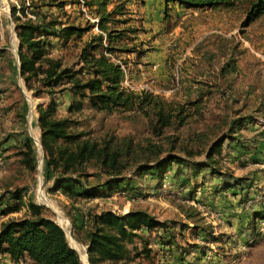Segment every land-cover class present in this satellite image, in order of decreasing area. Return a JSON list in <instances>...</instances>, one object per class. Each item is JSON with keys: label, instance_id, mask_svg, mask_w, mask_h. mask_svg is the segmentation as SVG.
I'll list each match as a JSON object with an SVG mask.
<instances>
[{"label": "rangeland", "instance_id": "374dc122", "mask_svg": "<svg viewBox=\"0 0 264 264\" xmlns=\"http://www.w3.org/2000/svg\"><path fill=\"white\" fill-rule=\"evenodd\" d=\"M106 2L108 9L120 10L116 26L126 28L117 41L125 49L113 57L129 69L126 86L184 103L187 116L182 124L174 119L157 132L137 111L96 110L84 101L79 105L65 79L52 87L34 81L40 91L28 89L19 74L12 4L24 9L17 16L52 23L49 32L71 23L89 28L81 38L72 35L65 40L55 32L41 36L47 56L73 70L80 66L83 42L100 33L82 9L96 15L95 7L84 0H0V142L15 140L8 147L14 155L9 171L0 174V193L22 188L19 193L25 202L11 200L17 209L9 211L8 218L28 215L29 199L57 223L58 211L69 242L82 264H88L85 245L72 235L71 205L115 212L141 208L173 223L165 229H142V238L129 244L132 260L124 264H264V14L243 25L249 0L213 7H185L164 0ZM50 96L57 100L54 116L68 117L70 131H84L83 138L99 143L110 139L123 150L130 144L128 153L123 151L119 158L126 165L110 191L102 186L106 190L101 196L68 198L48 190L52 181L45 180L43 161L39 174L37 147L34 169L18 161L14 150L23 145L25 135L39 139L37 106H46ZM219 137L222 142L212 154L214 167L193 168L192 161L205 160L209 145ZM170 153L186 156L188 163L156 166L157 157ZM96 169L92 161L86 164L88 172ZM108 177L99 172L88 180L102 182ZM76 216L80 222L77 212ZM182 222L189 225L183 227ZM144 243L151 248L148 253L140 252ZM0 264H30V260L16 263L0 251Z\"/></svg>", "mask_w": 264, "mask_h": 264}, {"label": "trees", "instance_id": "16d2710c", "mask_svg": "<svg viewBox=\"0 0 264 264\" xmlns=\"http://www.w3.org/2000/svg\"><path fill=\"white\" fill-rule=\"evenodd\" d=\"M165 3L176 2L185 7H213L231 0H164ZM86 5L95 7L99 18L97 26L100 33L87 38L79 51L80 66L62 65L57 58L47 56V47L41 36L50 32L47 27L52 23H38L29 16H17L16 12L24 11L21 6H11V15L15 21L18 38L17 54L19 58V74L28 89L35 88L33 82L41 83L42 87H52L63 79L70 81V88L77 97L79 105L84 101L89 108L107 112L137 111L147 117L153 124V129L160 132L164 127L173 123L184 122L187 113L186 106L181 102H173L163 96L147 90H134L122 83L123 69L113 57L116 51L124 50L117 41L124 37L126 28H118L116 22L121 20L116 14L119 9L107 8L106 0H84ZM264 14V0H249L242 24H248ZM22 19H19V18ZM110 23H113L112 25ZM89 28L77 24H66L55 35L65 40L72 35L82 37ZM104 39V42H103ZM132 50V49H131ZM87 71V75L83 74ZM72 79V80H71ZM52 90H48L51 92ZM194 103V102H190ZM57 100L50 96L46 106L38 105L37 125L39 140L43 151V173L45 180H51L48 187L51 192L59 191L68 198H95L110 191L117 185L118 174L124 167L120 162L122 152L128 153L129 143L124 150L110 139L99 143L82 136L84 131H70L68 117H55L54 111ZM72 107V106H71ZM222 138V137H221ZM221 138L214 139L209 145L205 160L192 161L193 168L212 165L214 149L222 142ZM128 142V141H127ZM20 155L18 161L26 169L36 167V150L32 136L25 135L23 145L14 150ZM156 166H163L176 161L179 164L188 163L186 156L168 154L156 158ZM207 159V160H206ZM93 162L96 170L88 172L86 164ZM126 165V164H125ZM99 172L107 173V180L90 182L88 177L96 176ZM112 175H115L112 177ZM239 179V178H238ZM237 179V181H239ZM240 183V181H239ZM103 186V187H102ZM24 189H6L0 193V201L5 199V206L0 208L1 214H6L14 208L11 200L21 202ZM22 205L25 203L21 202ZM28 215L20 218H6L0 222V251H4L16 263L28 258L30 264H82L78 251L69 243L65 230L52 218L41 214L40 206L32 199L26 202ZM72 235L85 245L89 264H117L132 260L131 244L135 238H142V229L151 230L156 227L166 228L173 222L158 219L155 215L141 208H131L126 212H115L112 209H86L71 205ZM76 212L81 218L77 220ZM183 227L188 222L181 223ZM80 233L81 235H79ZM148 253L151 248L144 243L140 252ZM139 252V253H140Z\"/></svg>", "mask_w": 264, "mask_h": 264}, {"label": "crops", "instance_id": "0c3cea01", "mask_svg": "<svg viewBox=\"0 0 264 264\" xmlns=\"http://www.w3.org/2000/svg\"><path fill=\"white\" fill-rule=\"evenodd\" d=\"M13 137H8L6 139H4L2 142H0V174H4L6 172L9 171V163L11 162L12 159H14V155H10L9 153V149L8 147H10L12 145V143L15 142ZM258 157H260L261 154H256ZM9 189V188H7ZM2 191H5V189H3ZM5 199H2L0 201V208L5 206ZM101 209H107V208H101ZM111 209V208H109ZM6 218H8V214H1L0 213V222L2 220H5ZM4 255H6L8 257V260H10V257L7 253L4 252ZM22 262V261H20ZM19 262V263H20Z\"/></svg>", "mask_w": 264, "mask_h": 264}, {"label": "built area", "instance_id": "2783aa9c", "mask_svg": "<svg viewBox=\"0 0 264 264\" xmlns=\"http://www.w3.org/2000/svg\"><path fill=\"white\" fill-rule=\"evenodd\" d=\"M82 9L84 10L85 12V15L91 20V22H93L94 24H96V29L98 30V26H97V23L99 21V18L97 15H89L88 11L86 10L85 7H82ZM115 61L119 62L122 69H123V78H122V83L123 85H128V81H129V69H127L123 63L121 62V60L117 59V58H113ZM155 67V66H154ZM31 119V118H30ZM29 117H28V120H30ZM33 137V142H34V145H35V150H36V147L37 149L39 150V153H40V158L39 160H37V166H38V171H39V174L41 175V167H42V161H43V151H42V148H41V144H40V140L38 138H34ZM113 211H115L114 209H112ZM128 209L127 208H123L122 210L121 209H118V212H126Z\"/></svg>", "mask_w": 264, "mask_h": 264}, {"label": "bare ground", "instance_id": "6f19581e", "mask_svg": "<svg viewBox=\"0 0 264 264\" xmlns=\"http://www.w3.org/2000/svg\"><path fill=\"white\" fill-rule=\"evenodd\" d=\"M39 187H41V180H40V185ZM40 196L42 197V192H40ZM56 211V210H55ZM56 213L58 214V218H59V223L63 226L65 224L64 218L62 217V215L60 213H58V211H56ZM66 225V224H65ZM70 239L72 240V237L69 236ZM71 244V242H70ZM72 244L77 246V243H75V241L72 240ZM82 258V257H81Z\"/></svg>", "mask_w": 264, "mask_h": 264}, {"label": "water", "instance_id": "95a60500", "mask_svg": "<svg viewBox=\"0 0 264 264\" xmlns=\"http://www.w3.org/2000/svg\"><path fill=\"white\" fill-rule=\"evenodd\" d=\"M59 224V223H58ZM60 225V224H59ZM61 226V225H60ZM62 227V226H61ZM63 228V227H62ZM64 229V228H63ZM66 232V231H65ZM66 235H67V233H66ZM70 243V242H69ZM73 248H75L74 246H72ZM76 250H77V248H75ZM85 250H86V247H85ZM78 251V250H77ZM85 254H86V260H87V262H88V259H87V253L85 252ZM89 264V263H88Z\"/></svg>", "mask_w": 264, "mask_h": 264}]
</instances>
